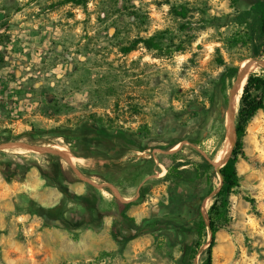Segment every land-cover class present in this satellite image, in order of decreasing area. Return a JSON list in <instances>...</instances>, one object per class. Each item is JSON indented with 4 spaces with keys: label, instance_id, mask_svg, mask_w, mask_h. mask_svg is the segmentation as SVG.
<instances>
[{
    "label": "rangeland",
    "instance_id": "obj_1",
    "mask_svg": "<svg viewBox=\"0 0 264 264\" xmlns=\"http://www.w3.org/2000/svg\"><path fill=\"white\" fill-rule=\"evenodd\" d=\"M68 1L0 0V264H187L220 175L196 177L184 166L190 178L170 183L158 154L189 146L215 168L225 161L219 135L229 103L218 78L223 63L264 67L251 58L260 4L89 0L84 9ZM156 34L147 48L143 39ZM94 122L109 136L85 126ZM133 133L139 143L130 144ZM57 146L79 159L87 180ZM186 157L202 162L190 149ZM236 168L213 264H264V109L247 126ZM111 185L132 204L120 206Z\"/></svg>",
    "mask_w": 264,
    "mask_h": 264
},
{
    "label": "trees",
    "instance_id": "obj_2",
    "mask_svg": "<svg viewBox=\"0 0 264 264\" xmlns=\"http://www.w3.org/2000/svg\"><path fill=\"white\" fill-rule=\"evenodd\" d=\"M89 0H69L75 5L81 6L84 9L87 8ZM248 3L254 4L259 3L260 8L258 10V32H259V41L258 44L254 45V52L251 55L253 60H264V0H245ZM120 10V9H118ZM156 35H152L149 38L143 39L145 46L147 48H155L156 44L154 40ZM138 42V40L136 41ZM135 49L133 44L123 47L124 53H128L131 50ZM224 66L223 71H221L218 78V88L219 92L223 94V98L226 101H229V90L233 81L237 78L240 67L237 65H227ZM108 88H112V85H109ZM264 109V67H260L258 70L250 71L247 74L245 85L243 91L239 97L238 107L235 111L234 117V144L231 148L229 157L226 159L225 163L219 168L222 178H220V184L216 188L214 195L212 196L213 200L210 206L207 209L208 221L206 222L203 217L199 218L196 231L194 233L193 240L187 245L185 249V261L187 264H193V261L198 253V251L207 243V247L204 250L205 258L201 264H213V255L212 249L215 240V234L218 229V226L222 224L227 218V209L229 204V197L236 187L240 184V178L236 168V154L238 151L241 152V147L243 144V139L246 135V129L248 124L254 118L256 113L259 110ZM87 128L93 129L103 136H109L110 132L108 126L100 124L98 122L88 123ZM226 122L224 119L221 121V129L219 135V144L222 148L226 140ZM200 141H198L199 143ZM139 143V139L136 134L131 135L130 144ZM173 144L170 146V149H173L176 145ZM192 150L201 158L202 162H197L194 159H188L186 157V151ZM220 149V148H219ZM163 163L167 168L166 180L170 183H174L180 180H188L190 178L187 168L191 167L195 176L207 175L209 179L213 175L218 173L214 164L202 155L199 151L195 150L193 147L187 146L183 151L174 153V154H158ZM184 159V160H183ZM109 163L100 164L102 167L108 166ZM184 166H186L184 168ZM213 190L212 183L210 182V188L207 192L209 194ZM68 196V195H66ZM81 198H84L81 196ZM115 200L120 206H130L132 202L124 203L117 199L114 196ZM126 216V215H125ZM114 222L116 225L120 226L121 219L119 215H115Z\"/></svg>",
    "mask_w": 264,
    "mask_h": 264
},
{
    "label": "bare ground",
    "instance_id": "obj_3",
    "mask_svg": "<svg viewBox=\"0 0 264 264\" xmlns=\"http://www.w3.org/2000/svg\"><path fill=\"white\" fill-rule=\"evenodd\" d=\"M254 65L251 66L247 72L251 71V70H254ZM247 72L242 75L239 80H238V83L234 89V92H233V97H232V103L234 105V107L238 104V101H239V97L241 95V92L244 88V85H245V81H246V77H247ZM226 141H225V150L227 149L228 150V147H230L231 145V142H232V123L230 121V117H229V109H228V114H227V119H226ZM10 146H19V147H23V148H28L32 151H38V148L33 146V145H30V144H27V143H23V142H16V143H13V144H10ZM135 149H137V145L134 146ZM59 152L61 153H67V149L64 147V146H57L56 148ZM227 152V151H226ZM65 161L67 164H69L72 168L75 169V173L81 178V179H84V180H87L86 177H84L82 174H80L77 169H76V164H75V161L73 159H70V158H65ZM111 189L113 190V192L120 198V200H122L123 202L127 203L129 202L126 198H124L119 189L114 186V185H111Z\"/></svg>",
    "mask_w": 264,
    "mask_h": 264
},
{
    "label": "water",
    "instance_id": "obj_4",
    "mask_svg": "<svg viewBox=\"0 0 264 264\" xmlns=\"http://www.w3.org/2000/svg\"><path fill=\"white\" fill-rule=\"evenodd\" d=\"M253 63H254V61H250L249 63H247L244 67H242V68L239 70L238 76H237V78L233 81V85H232V87H231V89H230V91H229V101H228V103H229V117H230V121H231V123H232V144H231V146L229 147L228 151L225 153V155H226V159H227V158L229 157V155H230L231 148H232V146H233V144H234V137H235V134H234L235 107H234V105H233V103H232L233 92H234V89H235V87H236V85H237V83H238L239 78L247 72L248 68H249L250 65L253 64ZM260 63L264 64V61H260ZM242 91H243V90H242ZM241 93H242V92H241ZM33 145H36V144L33 143ZM44 150H45V149H44ZM66 155H67V157H69L70 159H73V160H77V161H79V159L75 158V157L72 156V155H69V154H67V153H66ZM226 159H225V161H226ZM225 161H224L222 164H220L219 166H216V169H217V171H218V173H219V175H220V178H222V175H221V172H220L219 168L225 163ZM65 195H67V193H65Z\"/></svg>",
    "mask_w": 264,
    "mask_h": 264
},
{
    "label": "built area",
    "instance_id": "obj_5",
    "mask_svg": "<svg viewBox=\"0 0 264 264\" xmlns=\"http://www.w3.org/2000/svg\"><path fill=\"white\" fill-rule=\"evenodd\" d=\"M6 85H7V80L5 79V76L0 70V120L2 119L3 116V110H4L3 95L5 92Z\"/></svg>",
    "mask_w": 264,
    "mask_h": 264
}]
</instances>
